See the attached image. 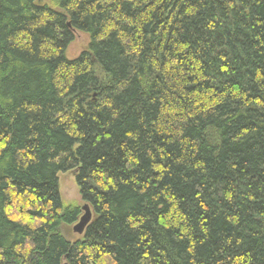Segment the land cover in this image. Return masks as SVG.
Segmentation results:
<instances>
[{
	"label": "trees",
	"instance_id": "1",
	"mask_svg": "<svg viewBox=\"0 0 264 264\" xmlns=\"http://www.w3.org/2000/svg\"><path fill=\"white\" fill-rule=\"evenodd\" d=\"M47 1L0 0V264H264V0Z\"/></svg>",
	"mask_w": 264,
	"mask_h": 264
},
{
	"label": "rangeland",
	"instance_id": "2",
	"mask_svg": "<svg viewBox=\"0 0 264 264\" xmlns=\"http://www.w3.org/2000/svg\"><path fill=\"white\" fill-rule=\"evenodd\" d=\"M44 1L48 3L47 0ZM88 44H89V36L86 33L80 31H74L73 39L68 44L65 50L66 57L68 59L77 58L79 54L87 48ZM57 178H58L59 193L61 196L62 203L64 207L78 208L79 210V215L77 217V221H78L80 216L83 214L81 208L84 205V202L80 198L79 190L75 182V177L73 173L70 171V172H59L57 174ZM75 223L71 225L62 224V226L60 227L61 234L65 237V239L69 241H76L82 238V235H78L72 232L71 228Z\"/></svg>",
	"mask_w": 264,
	"mask_h": 264
},
{
	"label": "water",
	"instance_id": "3",
	"mask_svg": "<svg viewBox=\"0 0 264 264\" xmlns=\"http://www.w3.org/2000/svg\"><path fill=\"white\" fill-rule=\"evenodd\" d=\"M83 214L80 216L79 220L72 226V232L81 235L83 234L87 224L91 220V210L88 204L82 206Z\"/></svg>",
	"mask_w": 264,
	"mask_h": 264
},
{
	"label": "bare ground",
	"instance_id": "4",
	"mask_svg": "<svg viewBox=\"0 0 264 264\" xmlns=\"http://www.w3.org/2000/svg\"><path fill=\"white\" fill-rule=\"evenodd\" d=\"M63 264H65V263H63Z\"/></svg>",
	"mask_w": 264,
	"mask_h": 264
}]
</instances>
